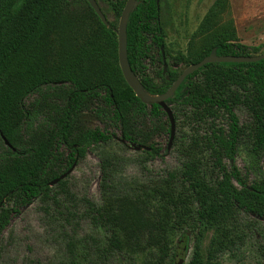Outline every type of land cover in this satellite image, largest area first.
Masks as SVG:
<instances>
[{
	"label": "trees",
	"instance_id": "obj_1",
	"mask_svg": "<svg viewBox=\"0 0 264 264\" xmlns=\"http://www.w3.org/2000/svg\"><path fill=\"white\" fill-rule=\"evenodd\" d=\"M96 1L101 8V0ZM104 1L119 20L126 0ZM226 5L227 0H214L201 26L202 46L190 64L214 48L220 56L263 54L264 42L247 46L236 40L230 23L217 25ZM116 28L114 21L104 24L86 0H0V234L36 199L56 205L62 195L74 202L66 178L53 186L50 182L72 169L89 148L113 138L107 125L118 129L124 143L141 146L152 158L159 155L149 141L159 128L167 131L166 114L157 104H144L124 80ZM125 33L131 71L145 92L163 94L180 72L163 73L161 68L156 79L147 73L153 49L162 60L159 2L135 0ZM165 102L188 109L198 125L208 122L207 137L192 138L183 168L168 174L179 175L188 193L167 198L157 188L158 205H151L154 194L144 189L143 196L117 194L109 181L118 158L106 155L100 159L102 203H84L91 222L110 232L104 253L150 249L156 264H174L175 253L167 259L174 232L181 229L177 244L182 251L188 249L190 231L195 240L187 264H214L217 253L234 243L231 224L238 212L264 220V177L249 181L235 162L244 140L253 157L264 155V59L206 63L188 74ZM237 107L245 109L246 123L239 121ZM87 116L103 128L89 126ZM223 116L224 126L215 124ZM199 148L209 152L212 183L198 168ZM206 231L212 236L203 261L200 240ZM65 247L67 261L62 264H82L72 235ZM260 255L255 264H264V243Z\"/></svg>",
	"mask_w": 264,
	"mask_h": 264
},
{
	"label": "rangeland",
	"instance_id": "obj_2",
	"mask_svg": "<svg viewBox=\"0 0 264 264\" xmlns=\"http://www.w3.org/2000/svg\"><path fill=\"white\" fill-rule=\"evenodd\" d=\"M214 0H159L160 22L164 32L163 55L167 70L181 72L190 65L200 51L204 32L201 26L205 21ZM101 8L109 21H114L118 29V20L104 0ZM226 10L221 14L217 25L230 23L234 29L236 40L247 46L264 42V0H227ZM264 53V49H262ZM152 60L146 62L147 73L156 79L155 73L162 68V60L156 49H153ZM184 57L185 61L177 60ZM32 97L30 98V100ZM174 133L170 146V125L166 116L162 118L164 128L152 135L149 143L159 149V155L150 157L145 149L136 150L120 138V133L113 125L107 130L113 134L109 141L92 146L85 157L76 163L67 175V186L73 194L74 202L66 201L59 195L58 204L51 200L36 199L24 207L17 216L12 217L9 225L0 234V264H62L67 261L66 240L72 235L76 244L78 259L82 264H156L155 251L146 249L144 252L112 251L104 253L109 230L94 225L89 216L84 199L102 203L100 159L102 156H117L116 165L110 181L113 191L117 194H140L147 190L151 196V205L162 202L161 195L155 194L159 188L164 197L182 198L188 193L187 185L179 175L170 178L168 174H178L183 168L185 149L192 138L207 137L208 122L199 125L191 119L188 109L170 106ZM236 113L241 123L248 121L243 107H237ZM87 124L91 127L103 128V124L92 116H87ZM223 116L215 122L224 126ZM105 127V126H104ZM199 170L206 181L212 183L214 174L205 148H199ZM236 165L248 180L264 177V155L255 158L250 154L247 140L238 146L235 159ZM170 193L167 195V193ZM192 209L195 204L189 205ZM192 211V210H191ZM234 243L216 255L214 264H255L261 261L260 246L264 243V220L254 214L238 212L236 220L231 224ZM181 232H174L170 249L175 253L174 263L180 258L187 264L194 247V235H189L188 249L181 250L177 244ZM211 231H206L200 240V251L203 261L211 239Z\"/></svg>",
	"mask_w": 264,
	"mask_h": 264
},
{
	"label": "water",
	"instance_id": "obj_3",
	"mask_svg": "<svg viewBox=\"0 0 264 264\" xmlns=\"http://www.w3.org/2000/svg\"><path fill=\"white\" fill-rule=\"evenodd\" d=\"M90 7L94 10V12L97 14V16L100 18V20L107 24L108 20L99 7V4L96 0H86ZM135 0H126V3L123 7V10L121 12V15L118 20V29L116 30L117 35V50H118V65L120 67L121 73L123 75L124 80L128 84V86L132 89L135 96L139 98L144 104L150 105V104H157L162 108L164 113L166 114V117L169 121L170 125V140L168 143V148L171 143V139L173 137L174 133V120H173V114L171 111V108L169 105L166 104V100L170 98L175 90L177 89L180 82L191 72L195 71L196 69L200 68L206 63L211 62H252L257 61L260 59H264V53L254 56H230V55H217L215 52V48L211 50L210 54L202 58L200 61L196 63H192L188 65L186 68H184L180 74L177 76V78L172 82L171 86L161 95H150L149 93L145 92L135 76V74L131 71L130 66L127 61L126 56V33H125V22L129 15V12L131 8L133 7ZM157 4L159 0H156ZM161 53H162V71L163 73H166L167 67L166 62L163 55V46H161ZM5 144L8 145V142L5 140ZM141 146H136L135 149H140ZM71 169L67 172L61 174L59 177L53 179L50 182V185L53 186L57 184L60 180H63L67 177V175L70 173ZM184 259L180 258L177 260L174 264H183Z\"/></svg>",
	"mask_w": 264,
	"mask_h": 264
},
{
	"label": "flooded vegetation",
	"instance_id": "obj_4",
	"mask_svg": "<svg viewBox=\"0 0 264 264\" xmlns=\"http://www.w3.org/2000/svg\"><path fill=\"white\" fill-rule=\"evenodd\" d=\"M163 72V71H162Z\"/></svg>",
	"mask_w": 264,
	"mask_h": 264
}]
</instances>
